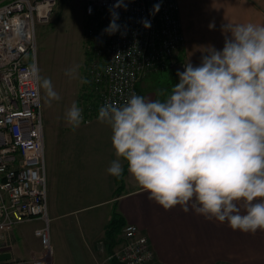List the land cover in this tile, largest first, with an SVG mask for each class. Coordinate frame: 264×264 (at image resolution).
<instances>
[{
  "label": "clouds",
  "instance_id": "obj_1",
  "mask_svg": "<svg viewBox=\"0 0 264 264\" xmlns=\"http://www.w3.org/2000/svg\"><path fill=\"white\" fill-rule=\"evenodd\" d=\"M122 6L117 0L105 32L119 30L114 9ZM223 32L222 50L208 46L199 65L185 63L163 100L132 93L123 104L106 102L97 119L112 133L117 159L110 175L120 177L126 162L165 210L191 208L207 220L227 221L233 231L255 233L264 230V24H225ZM79 67L65 74L90 83ZM31 75L49 103L60 99L38 68ZM65 120L73 129L82 123L75 101Z\"/></svg>",
  "mask_w": 264,
  "mask_h": 264
},
{
  "label": "crops",
  "instance_id": "obj_2",
  "mask_svg": "<svg viewBox=\"0 0 264 264\" xmlns=\"http://www.w3.org/2000/svg\"><path fill=\"white\" fill-rule=\"evenodd\" d=\"M178 1L185 37L180 59L194 66L208 46L222 50L225 24H264V0ZM175 83L177 74L170 70L154 73L141 80L139 95L163 100ZM159 84L164 89L161 95ZM89 117L75 128V135L72 130L65 139L74 143L75 154L64 145L65 153L54 158V145L50 140L45 143L53 264H119L111 256L121 232L115 245L108 236L116 213L124 225L134 224L148 237L157 264H264V230L233 231L227 221L207 220L191 208L184 212L179 205L165 210L149 199L128 166L118 189L116 177L107 171L117 159L111 129L98 116ZM122 164L124 170L127 163ZM43 224L40 219L27 221L5 233L12 259L4 264H32L41 256L43 247L35 231Z\"/></svg>",
  "mask_w": 264,
  "mask_h": 264
},
{
  "label": "built area",
  "instance_id": "obj_3",
  "mask_svg": "<svg viewBox=\"0 0 264 264\" xmlns=\"http://www.w3.org/2000/svg\"><path fill=\"white\" fill-rule=\"evenodd\" d=\"M86 16L87 79L92 103L123 104L148 73L184 71L180 51L185 37L178 0H123L115 8L119 30L105 32L117 0H83ZM61 0H0V254L7 253L5 233L18 224L43 220L35 231L43 253L32 264H53L42 88L37 25L47 23ZM159 6L154 11V6ZM150 21L145 28L143 21ZM89 94V95H90ZM111 258L119 264H157L148 237L126 224ZM0 261V264L9 262Z\"/></svg>",
  "mask_w": 264,
  "mask_h": 264
},
{
  "label": "rangeland",
  "instance_id": "obj_4",
  "mask_svg": "<svg viewBox=\"0 0 264 264\" xmlns=\"http://www.w3.org/2000/svg\"><path fill=\"white\" fill-rule=\"evenodd\" d=\"M85 28L86 16L83 0H61L50 20L47 23L37 25L36 42L41 77L50 79L54 90L60 96L59 100H53L49 103L46 93L42 89L45 143L50 140L51 144L54 145V158L65 153V150L61 149L64 145L67 147L66 151L75 154L74 143L68 141L65 143V139L68 138L69 134H72L70 131L73 130L74 135L77 133V131L74 133L76 129L69 126L65 120V112L74 101L83 109V115L89 118H83L84 121L92 119L89 117L92 114L98 116L96 110L90 111L91 109H89L85 112L86 107L81 106L92 103L93 96L89 93V83L81 84L78 79H71L65 74V71L73 65H79V74L87 78L89 53L86 49ZM153 74L148 73L144 78L147 79ZM159 86V94L161 95V90L164 89L162 84ZM141 88L143 89V87ZM91 142L94 143V141Z\"/></svg>",
  "mask_w": 264,
  "mask_h": 264
},
{
  "label": "trees",
  "instance_id": "obj_5",
  "mask_svg": "<svg viewBox=\"0 0 264 264\" xmlns=\"http://www.w3.org/2000/svg\"><path fill=\"white\" fill-rule=\"evenodd\" d=\"M170 73L172 74H177L176 71L174 70H170ZM177 81H179V77L177 76ZM138 90H139V94H140V84L138 86ZM126 168H127V164L126 167L123 170V173L120 177H116V181L118 182V189L123 185L124 183V176L126 175ZM125 225L123 224L121 217L119 214H115L114 217L112 218L110 224H109V228H108V236L109 238L112 239L113 244L115 245L117 243V236L119 235V233L122 231L123 227Z\"/></svg>",
  "mask_w": 264,
  "mask_h": 264
},
{
  "label": "water",
  "instance_id": "obj_6",
  "mask_svg": "<svg viewBox=\"0 0 264 264\" xmlns=\"http://www.w3.org/2000/svg\"><path fill=\"white\" fill-rule=\"evenodd\" d=\"M11 259H12V254L9 252L0 254V261H7Z\"/></svg>",
  "mask_w": 264,
  "mask_h": 264
}]
</instances>
